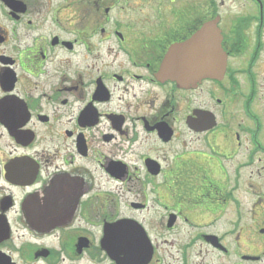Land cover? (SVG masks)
Here are the masks:
<instances>
[{"label":"flooded vegetation","instance_id":"1","mask_svg":"<svg viewBox=\"0 0 264 264\" xmlns=\"http://www.w3.org/2000/svg\"><path fill=\"white\" fill-rule=\"evenodd\" d=\"M223 3L0 0V264H264V0ZM217 17L220 78L161 76Z\"/></svg>","mask_w":264,"mask_h":264},{"label":"water","instance_id":"2","mask_svg":"<svg viewBox=\"0 0 264 264\" xmlns=\"http://www.w3.org/2000/svg\"><path fill=\"white\" fill-rule=\"evenodd\" d=\"M217 23L218 18L205 21L192 33V37L170 46L160 66L161 76L175 81L182 88L194 87L206 78H220L226 56ZM200 119L206 120L203 115ZM192 127L197 129L195 125ZM200 127L203 130L207 126L202 124Z\"/></svg>","mask_w":264,"mask_h":264},{"label":"rangeland","instance_id":"3","mask_svg":"<svg viewBox=\"0 0 264 264\" xmlns=\"http://www.w3.org/2000/svg\"><path fill=\"white\" fill-rule=\"evenodd\" d=\"M206 0H192V3H194L195 5H197V6H201V5H203L204 4V2H205ZM224 1V3L222 4V7H219L218 8V11H222L223 9L224 10H230L231 11V9L234 7H236V0H223ZM215 2L217 3V2H220V0H215ZM203 7V6H202ZM196 147L198 148V149H205L204 148V145H203V140L202 139H197V145H196ZM150 213H153V208H151V211H150Z\"/></svg>","mask_w":264,"mask_h":264}]
</instances>
